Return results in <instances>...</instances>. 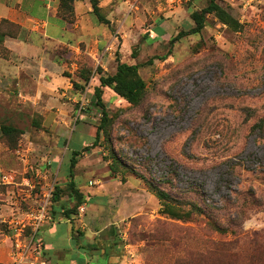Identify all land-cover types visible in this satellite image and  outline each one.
<instances>
[{"label":"rangeland","instance_id":"374dc122","mask_svg":"<svg viewBox=\"0 0 264 264\" xmlns=\"http://www.w3.org/2000/svg\"><path fill=\"white\" fill-rule=\"evenodd\" d=\"M130 2L118 22L103 24L111 28L112 49L101 39L88 46L96 57L84 53L94 66L86 89L73 86L78 67L68 70L78 59L71 58L68 80L54 94L35 93L31 80L20 85L11 73L10 60L20 61L0 51V124L20 130L13 138L0 133V264L10 263L15 227L29 221L44 189L63 191L52 197L42 224L54 207L74 204L69 176L84 195L77 237L90 229L95 247L114 240L109 264H264V0L218 1L238 29L209 14L199 34L172 43L193 26L190 11L208 0ZM37 44L21 46L31 52L26 62L35 77ZM66 49L51 52L65 57ZM118 59L138 64L144 97L131 105L103 88L110 121L96 139L102 113L95 67L112 74ZM152 186L168 195L166 202Z\"/></svg>","mask_w":264,"mask_h":264},{"label":"crops","instance_id":"0c3cea01","mask_svg":"<svg viewBox=\"0 0 264 264\" xmlns=\"http://www.w3.org/2000/svg\"><path fill=\"white\" fill-rule=\"evenodd\" d=\"M99 3L101 6H109L108 4L113 3L114 10L107 15L112 25L123 12L122 10L125 9V4L131 2L130 0H99ZM57 6L58 0H0V18H7L22 27L19 37L5 41L6 46L10 49V57L20 61L14 63L10 60V67L15 68L11 73L15 74L20 81V85L23 82L22 78L27 81L28 79L31 80L30 82L34 83L35 86V93L54 94L58 85L64 83L67 79L64 73L67 60H72L71 58L78 59L83 53L96 57L97 51L89 50L88 46L101 39L107 40L106 45L110 43L109 41L112 42L111 28L97 21L95 14L92 12L90 0H75L74 20L70 23L57 15ZM134 7L138 10L137 6ZM134 7L130 6V9ZM123 19L126 20L127 18ZM34 39H37L36 43ZM10 40L12 41L9 42ZM38 41L41 45L39 50L41 53L40 66L35 77L31 75L27 65L28 62H26L30 59L31 52L24 53L21 46H38ZM8 44L14 47L8 46ZM51 47H68L65 57L54 55V52H51ZM111 55L112 53H108V56ZM77 67L76 62L71 63V69L68 72L73 74ZM43 80L44 82H42ZM61 94L64 95L65 92ZM70 179L71 176L64 179L66 185H68ZM91 204V201L85 202L86 207H90ZM70 208L62 205L54 207L52 219L42 224L38 235V251L34 254L38 258L37 264H105L106 261L109 264L115 258V254L110 252V249L112 247L117 248L116 242L114 240L107 241L104 247H95L94 245L98 244V241L90 239V229L82 237H77L75 216H81V213H68ZM78 220H82V218ZM84 228L85 224L82 225V229ZM103 229L104 227L97 228L96 234L101 233ZM111 231L110 228L109 232ZM9 239L12 244L11 236H9ZM102 244L101 241L100 246ZM10 249L11 246L8 251L9 254ZM117 258H120V256H117ZM122 259L121 261H123ZM25 264H34V258H31Z\"/></svg>","mask_w":264,"mask_h":264},{"label":"trees","instance_id":"16d2710c","mask_svg":"<svg viewBox=\"0 0 264 264\" xmlns=\"http://www.w3.org/2000/svg\"><path fill=\"white\" fill-rule=\"evenodd\" d=\"M218 1L222 0H208L206 6L200 9L191 10L189 15L193 21V26L188 30H181L177 35L170 39L169 42H174L175 40L180 39L183 36L187 35H196L199 34L206 25V19L209 14H213L221 23L226 24L228 27L233 29H238L240 27L238 21L233 18V16L224 9ZM74 2L75 0H58L57 6V15L67 22H73L74 20ZM92 12L95 14L97 21L101 24H110V20L107 18L108 13L110 12L109 6H101L99 0H90ZM22 31V27L7 18H0V51H4L6 55L10 54V49L6 46L5 41L7 39H14L19 37V34ZM84 59V60H83ZM77 80H73V86L82 89L86 87V84L89 82L90 77L92 76L94 66L93 61L86 54H81L77 61ZM138 64H128L122 62L118 59L116 69L114 73L107 74L101 66L95 67L96 75H93L96 85L94 87L95 102L101 108V123L97 128L96 139L99 136L100 131L106 132L107 126L109 124L108 111L106 110V105L103 99V88L107 87L111 89L117 96L124 99L131 105L139 104L145 93V81L140 76L138 71ZM86 89V88H85ZM0 133L1 135L13 138L17 133H20V130L14 126L7 124H0ZM77 152H74L72 156L69 171L72 173V169L76 164L75 156ZM112 158L114 162L119 161V155L112 152ZM151 187L153 193L162 201L166 202L168 195L161 191L158 188ZM66 192L69 197L74 199V204L68 210V213L78 212V207L84 202L83 192L77 187L75 181L71 178L67 187ZM63 189L56 186V191L53 195V200H58L59 193ZM57 197V198H56ZM166 209H170L169 205H165ZM177 216V214H173Z\"/></svg>","mask_w":264,"mask_h":264},{"label":"built area","instance_id":"2783aa9c","mask_svg":"<svg viewBox=\"0 0 264 264\" xmlns=\"http://www.w3.org/2000/svg\"><path fill=\"white\" fill-rule=\"evenodd\" d=\"M111 49L112 47L110 44L105 47L106 51ZM53 191V185L42 191L39 206L36 211L28 214L29 221L27 223H20V225L16 222L14 223L15 225L17 224V226L15 227L13 247L10 251L11 261L9 264H25L31 258H34V264L38 263V258L34 255V251H36L38 247V239L36 235L44 221L49 207L52 205ZM25 226L30 227V234L28 236L23 234Z\"/></svg>","mask_w":264,"mask_h":264}]
</instances>
